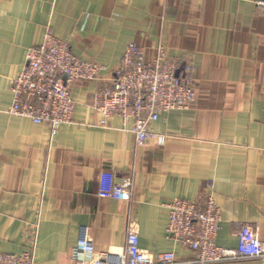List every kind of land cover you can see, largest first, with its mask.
<instances>
[{
	"label": "crops",
	"instance_id": "0c3cea01",
	"mask_svg": "<svg viewBox=\"0 0 264 264\" xmlns=\"http://www.w3.org/2000/svg\"><path fill=\"white\" fill-rule=\"evenodd\" d=\"M255 1L0 0V253L71 264L86 227L97 253L121 251L134 230L142 250L189 261L193 252L166 234L165 204L202 203L207 187L219 246L235 248L243 224L264 241V15ZM48 30L79 59L108 67L99 81L72 84V120L54 135L8 112L10 80ZM131 42L147 60L163 46L193 66L195 99L150 124L163 142L139 146L119 116L102 127L91 106ZM102 172L130 179V198L100 197Z\"/></svg>",
	"mask_w": 264,
	"mask_h": 264
},
{
	"label": "built area",
	"instance_id": "2783aa9c",
	"mask_svg": "<svg viewBox=\"0 0 264 264\" xmlns=\"http://www.w3.org/2000/svg\"><path fill=\"white\" fill-rule=\"evenodd\" d=\"M264 15V0H256ZM107 66L83 61L71 51L68 42L48 30L41 43L27 49L20 71L10 80L12 102L8 112L36 124H46L54 135L58 128L71 122L76 102L71 86L78 79L99 81ZM193 66L167 57L158 46L150 60L144 48L128 43L113 68L108 82L97 88L92 108L99 114V125L117 115L121 127L143 146L148 139L163 142L150 124L161 114L187 109L195 99ZM131 180L116 182L109 172L100 175L98 195L128 200ZM168 209L166 234L174 242L193 252L189 261H178L174 252L152 254L139 246L138 234L128 230L124 248L115 253H97L86 227L81 228L71 252V264H220L258 260L264 264V241L252 226L243 224L237 231L235 248L216 243L220 212L212 188L207 187L202 203L174 199ZM0 264H33L31 252L0 253Z\"/></svg>",
	"mask_w": 264,
	"mask_h": 264
}]
</instances>
